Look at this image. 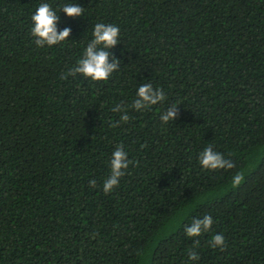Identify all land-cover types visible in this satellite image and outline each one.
I'll return each mask as SVG.
<instances>
[{
  "label": "trees",
  "instance_id": "trees-1",
  "mask_svg": "<svg viewBox=\"0 0 264 264\" xmlns=\"http://www.w3.org/2000/svg\"><path fill=\"white\" fill-rule=\"evenodd\" d=\"M45 2L70 29L51 48L30 34ZM69 2L0 0V264H264V0ZM96 23L120 28L106 81L69 74ZM143 83L166 99L136 111ZM117 145L133 163L105 194ZM209 146L233 167L202 169Z\"/></svg>",
  "mask_w": 264,
  "mask_h": 264
},
{
  "label": "clouds",
  "instance_id": "clouds-1",
  "mask_svg": "<svg viewBox=\"0 0 264 264\" xmlns=\"http://www.w3.org/2000/svg\"><path fill=\"white\" fill-rule=\"evenodd\" d=\"M63 11L67 16H82L83 7L76 2L64 4L59 11ZM58 12L49 3H40L36 10L31 14L30 34L34 38L37 47H49L60 44L67 40L70 29L65 28L57 32ZM120 42V28L115 24L96 23L93 25L91 39L83 49V54L79 58L74 67L69 70L70 75H80L91 81H106L112 74L119 69L120 61L111 55L110 49ZM111 58L112 62L109 63ZM166 99L162 89L154 88L151 83H143L139 85L135 92V98L131 104V108L136 111H144ZM177 105L169 106L164 112L160 113V121L163 124L174 122L176 117ZM113 112H122L120 116L121 122H127L129 115L127 111L121 109L120 105H116ZM133 163L128 158V152L123 145H117L112 151L108 160L109 174L103 180L102 190L105 194L112 192L119 186L120 178L125 175L129 164ZM198 163L202 169L215 170L219 168H231L233 163L224 158L223 154L214 151L212 147H205L198 156ZM241 176L234 178V184H238ZM96 181L90 180L89 185L95 186ZM213 219L210 215H204L202 218L193 217L191 223L184 228L185 235L188 238L199 237L210 231ZM224 235L222 233L215 234L209 246L224 247ZM198 243V241H197ZM190 260H197L198 255L194 251L188 253Z\"/></svg>",
  "mask_w": 264,
  "mask_h": 264
}]
</instances>
